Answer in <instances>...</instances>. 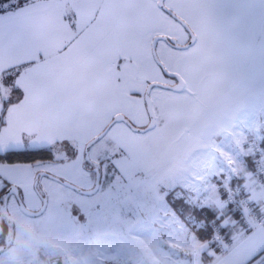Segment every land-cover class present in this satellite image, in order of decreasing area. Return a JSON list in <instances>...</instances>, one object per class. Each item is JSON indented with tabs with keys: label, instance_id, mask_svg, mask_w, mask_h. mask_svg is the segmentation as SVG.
<instances>
[{
	"label": "snow or ice",
	"instance_id": "snow-or-ice-1",
	"mask_svg": "<svg viewBox=\"0 0 264 264\" xmlns=\"http://www.w3.org/2000/svg\"><path fill=\"white\" fill-rule=\"evenodd\" d=\"M0 206L264 264V0H0Z\"/></svg>",
	"mask_w": 264,
	"mask_h": 264
},
{
	"label": "rangeland",
	"instance_id": "rangeland-1",
	"mask_svg": "<svg viewBox=\"0 0 264 264\" xmlns=\"http://www.w3.org/2000/svg\"><path fill=\"white\" fill-rule=\"evenodd\" d=\"M8 210L15 233L11 245L0 251V261L4 264H13V261L19 264H186L181 253L190 251L188 243L181 242L179 237L169 240L162 235L155 239L125 240L117 252L116 246L107 241L62 236L44 229L11 207ZM5 222V216L0 212V230L5 229ZM165 240L170 245L166 252L160 247Z\"/></svg>",
	"mask_w": 264,
	"mask_h": 264
},
{
	"label": "water",
	"instance_id": "water-1",
	"mask_svg": "<svg viewBox=\"0 0 264 264\" xmlns=\"http://www.w3.org/2000/svg\"><path fill=\"white\" fill-rule=\"evenodd\" d=\"M0 212L5 216L6 223L8 225L4 242L0 244V250H3L6 249L12 243L14 237V222L11 214L9 213L8 207L0 206Z\"/></svg>",
	"mask_w": 264,
	"mask_h": 264
},
{
	"label": "crops",
	"instance_id": "crops-1",
	"mask_svg": "<svg viewBox=\"0 0 264 264\" xmlns=\"http://www.w3.org/2000/svg\"><path fill=\"white\" fill-rule=\"evenodd\" d=\"M1 231H2V230H0V232H1ZM13 240H14V239H13ZM163 244H166V245H167V241H166V240L163 241ZM175 247L177 248L176 243H175ZM166 249H167V247H164V248H163V251L166 252ZM164 252H163V255H164L165 258H167V256L164 254ZM176 252H177V251H175V255H176ZM171 256H172V252L169 253V258H171ZM111 264H112V263H111Z\"/></svg>",
	"mask_w": 264,
	"mask_h": 264
},
{
	"label": "flooded vegetation",
	"instance_id": "flooded-vegetation-1",
	"mask_svg": "<svg viewBox=\"0 0 264 264\" xmlns=\"http://www.w3.org/2000/svg\"><path fill=\"white\" fill-rule=\"evenodd\" d=\"M13 222H14V221H13ZM5 226H7V228H8V225H7L6 222H5ZM1 232H4V228H3V230H2ZM1 232H0V233H1ZM6 233H7V231H6ZM6 233H5V235H6ZM14 233H15V229H14ZM5 235L2 236V237H1V235H0V238H2V241L0 242V244H2V243L4 242ZM13 239H14V237H13ZM12 242H13V240H12ZM10 245H11V244H10ZM10 245H9V246H10Z\"/></svg>",
	"mask_w": 264,
	"mask_h": 264
},
{
	"label": "trees",
	"instance_id": "trees-1",
	"mask_svg": "<svg viewBox=\"0 0 264 264\" xmlns=\"http://www.w3.org/2000/svg\"><path fill=\"white\" fill-rule=\"evenodd\" d=\"M6 231H7V226H5L4 232L0 233L1 237L5 235ZM1 241H2V238H0V242Z\"/></svg>",
	"mask_w": 264,
	"mask_h": 264
}]
</instances>
